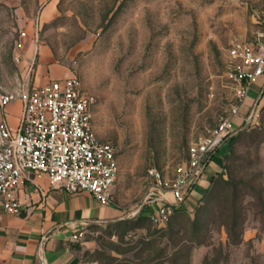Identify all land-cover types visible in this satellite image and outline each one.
I'll use <instances>...</instances> for the list:
<instances>
[{
	"label": "rangeland",
	"instance_id": "obj_1",
	"mask_svg": "<svg viewBox=\"0 0 264 264\" xmlns=\"http://www.w3.org/2000/svg\"><path fill=\"white\" fill-rule=\"evenodd\" d=\"M262 8L264 0H0V94L21 103L46 84L37 80L44 64L59 78L77 75L95 95L99 137L117 149L111 201L127 218L89 227L76 242L81 264H264V112L218 149H227L222 172L201 203L178 206L165 223L143 211L149 170L172 177L237 103L229 47L255 41Z\"/></svg>",
	"mask_w": 264,
	"mask_h": 264
},
{
	"label": "built area",
	"instance_id": "obj_2",
	"mask_svg": "<svg viewBox=\"0 0 264 264\" xmlns=\"http://www.w3.org/2000/svg\"><path fill=\"white\" fill-rule=\"evenodd\" d=\"M257 22L262 29L255 41L237 39L229 47L237 103L190 145L187 158L176 165L172 177L157 167L149 170L151 183L145 202L152 219L167 222L190 196L218 149L243 128L259 123L257 102L244 121L236 123L251 86L264 75V8ZM14 100L12 93L0 94V226L4 214H21L19 191L33 173L46 176L52 185L87 191L108 204L119 170L117 149L99 137L94 123L95 95L84 87L82 79L72 75L33 87L22 99L16 128L8 121V107ZM139 211H133V216ZM84 234H74L72 239L79 240Z\"/></svg>",
	"mask_w": 264,
	"mask_h": 264
},
{
	"label": "crops",
	"instance_id": "obj_3",
	"mask_svg": "<svg viewBox=\"0 0 264 264\" xmlns=\"http://www.w3.org/2000/svg\"><path fill=\"white\" fill-rule=\"evenodd\" d=\"M60 75L57 69L44 64L39 66L37 80L41 76L40 81L47 83L51 79H59ZM254 102L261 110L260 122L264 112V75L251 86L236 118L237 124L244 121ZM22 107V101L13 102L8 107V121L12 128L18 125ZM226 153L227 149L223 153H215L181 208L193 209L201 203L213 179L222 172ZM19 197L23 207L21 214H4L2 218L0 264H81L76 245L78 240H73L72 236L85 233L95 224L124 220L128 212L112 201L102 204L87 191H70L60 185H52L46 176L36 173L21 185ZM143 211L149 216L148 207Z\"/></svg>",
	"mask_w": 264,
	"mask_h": 264
},
{
	"label": "trees",
	"instance_id": "obj_4",
	"mask_svg": "<svg viewBox=\"0 0 264 264\" xmlns=\"http://www.w3.org/2000/svg\"><path fill=\"white\" fill-rule=\"evenodd\" d=\"M215 181H216V178H214V179H213V181H212V185L210 186V188H209L208 192L206 193V195L203 197V199H202V200H204L205 198H207V197H208V195H209V194H210V192L212 191V187H213V185H214Z\"/></svg>",
	"mask_w": 264,
	"mask_h": 264
}]
</instances>
